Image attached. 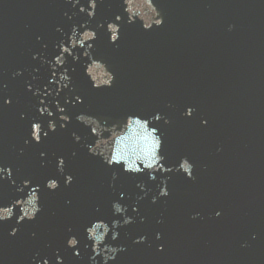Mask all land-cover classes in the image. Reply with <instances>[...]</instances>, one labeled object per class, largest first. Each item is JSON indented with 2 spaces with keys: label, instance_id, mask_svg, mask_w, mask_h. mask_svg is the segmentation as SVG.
<instances>
[{
  "label": "water",
  "instance_id": "obj_1",
  "mask_svg": "<svg viewBox=\"0 0 264 264\" xmlns=\"http://www.w3.org/2000/svg\"><path fill=\"white\" fill-rule=\"evenodd\" d=\"M81 7L91 10L90 0H0V166H11L18 184L30 179L40 185L42 208L34 221L0 223V264H43L45 258L56 264L57 254L64 264H88L84 227L97 218L119 219L111 203L120 192L134 222L119 229L117 241H108L126 247L112 264H264V0H95L93 17ZM61 41L69 51L56 64ZM64 69L72 78L68 87L60 81ZM38 107L53 116L41 115ZM188 107L194 109L190 118L184 115ZM156 112L170 121L162 119L158 127L161 154L172 171L165 174L169 196L153 204L160 173L151 181L147 173L108 168L86 147L94 142L102 153L107 140L75 117L111 124L130 113ZM33 120L41 125L35 133L40 143L30 141ZM50 120L55 131L48 130ZM60 156L73 177L68 187L57 171ZM185 156L194 179L175 171ZM49 178L60 182L54 192L44 188ZM137 183L146 186L142 200ZM20 195L0 180V209ZM13 227L19 229L14 237ZM70 235L80 240V258L66 246ZM140 236L146 242L133 243Z\"/></svg>",
  "mask_w": 264,
  "mask_h": 264
},
{
  "label": "clouds",
  "instance_id": "obj_2",
  "mask_svg": "<svg viewBox=\"0 0 264 264\" xmlns=\"http://www.w3.org/2000/svg\"><path fill=\"white\" fill-rule=\"evenodd\" d=\"M71 2V0H69ZM78 2V0H77ZM75 7V5H73ZM90 8L91 10H86L83 7L80 8L81 12L87 11L89 17H93L95 15V0H90ZM70 18V17H69ZM120 19L119 17L116 18ZM132 21L129 20L128 23ZM159 23H164V17L162 15L159 16ZM114 25V22H109L108 27L111 29ZM118 28L119 26L116 25ZM233 25H229V31L233 30ZM57 31L62 32V29L57 28ZM77 34V29L75 26L73 27V38ZM87 35L91 36L95 39L96 33L94 31L89 30ZM39 40L40 38L37 37ZM115 39H119V37L110 38V42L114 43ZM79 47L84 48V42H78ZM61 48V55L53 58V61L56 64H61L63 62V52L69 51L68 48L64 46L63 41L58 45ZM93 47L92 44L87 45V49H91ZM71 54V53H70ZM85 54L91 56V52L87 51ZM36 56H33V59H36ZM74 61L79 60V55L73 56ZM53 61L42 60V63H48L52 66ZM14 75H21V72L17 71ZM71 77L68 75V69H64V72L60 75V81H63V87H68L71 83ZM115 79L113 76L106 84L107 87L112 86V81ZM51 82V81H50ZM91 86L98 88L99 85L92 84ZM28 90L32 91L31 86H28ZM40 91L37 89L33 92V95H39ZM76 100L78 102H83L82 98L77 96ZM9 103L11 101H8ZM40 104L43 105L44 101L41 100ZM58 105V102H57ZM37 110L43 115L47 112L48 116H53V112L49 110L47 107H38ZM58 111L63 112L64 109L58 106ZM193 108L188 107L185 110L184 115L186 117H191ZM23 115L21 119H23ZM63 120L70 121V117L63 116L60 117ZM76 121L80 124H83L86 128L90 129V134L93 136H100L107 140L105 145V150L102 153H97L94 148V142L86 145L87 151L89 155L93 157H99L101 161L110 169H120L123 173L132 174V175H142L147 173L148 179L151 181H155L157 179V173H160L161 180L159 184V193L158 196L152 197V203H157L158 199L169 196V191L167 187V179L165 176L166 173L172 171L165 164V156L161 154L162 148L164 145V136L161 132V128L158 127L159 122L163 119L164 124L170 123V121L164 117H162L161 113L156 112L150 116L145 117L140 113H130L126 115L123 120L108 124L107 121L101 122L99 119L87 116L85 117L83 114H78L75 117ZM202 124H206L207 121H202ZM95 125V126H93ZM66 125H61V127H65ZM103 126V128L101 127ZM41 127L39 122L32 121L31 122V133H30V141L35 143H40L41 137L40 135L35 134L37 130ZM51 131H55V121H49V129ZM48 130L44 131V135H47ZM107 132V136H104V133ZM73 140L76 143H80L81 137L76 133L72 134ZM29 140H25V144L27 145ZM45 153L41 152L40 156L43 160L45 158ZM76 153H73L75 156ZM193 163L188 159V157H181L179 163L175 167V171L182 173L188 179H194L193 177ZM57 171L64 176V186L68 187L71 185L73 181V177L69 174H65L64 172V157H57ZM12 169L11 166L4 167L0 166V180L7 179L11 186L15 189L17 193H20V198L11 201L7 206L0 209V223H4L6 221H10L15 217V223L17 225L21 224L25 220L34 221L38 214L42 211L40 204V185L33 184L30 179H24L19 184L12 178ZM117 178V173L113 171L112 179L115 180ZM144 196L138 197V200H142L147 196L146 186L143 183H137L136 185ZM60 187V182L56 178H49L44 181V188L48 189L50 192L56 191ZM125 199V194L123 192L119 193L118 199L113 200L111 203L112 214L114 217H119V219H112L109 223L106 220L97 218L92 220L89 224L84 227V238L88 242L84 245L85 249L90 252L88 257V264H112L117 259L119 253L126 251V247L124 245H117L114 243H108L109 240L117 241L120 238L119 229L126 227L134 222V217L128 215L129 206L127 204H122L120 201ZM18 210V212H17ZM132 212L137 213L138 207L134 205L132 207ZM216 217L221 215L220 211L216 212ZM199 213L194 214L193 219L197 218ZM141 222H143V218L141 217ZM162 222V221H158ZM19 229L17 227H13L9 232V236H16ZM71 232V229H69ZM156 239H162L161 233H156ZM252 239H257V235L254 233L252 235ZM147 237L140 236L136 240L133 241L135 244L145 243ZM80 240L76 235H70L67 239L66 246L69 249L73 250V256L80 258ZM242 247H247L248 244L244 243L241 245ZM163 245H160L157 248V251L162 252ZM43 264H49V260L45 258L43 260ZM56 264H64L63 258L57 254L56 256Z\"/></svg>",
  "mask_w": 264,
  "mask_h": 264
}]
</instances>
